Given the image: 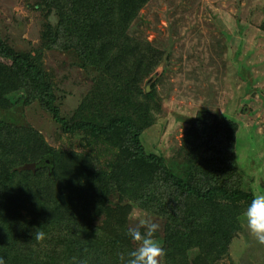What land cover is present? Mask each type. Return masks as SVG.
<instances>
[{
	"label": "trees",
	"instance_id": "obj_1",
	"mask_svg": "<svg viewBox=\"0 0 264 264\" xmlns=\"http://www.w3.org/2000/svg\"><path fill=\"white\" fill-rule=\"evenodd\" d=\"M150 1L36 0L47 14L41 47L31 52L11 47L0 28V110L11 111V96L22 94L25 108L43 110L82 149L51 146L21 116L0 119L6 264H123L120 254L137 247L128 235L135 208L163 223L160 264H222L230 255L254 196L236 158L238 124L200 112L177 153L182 175L142 142L161 111L156 85L146 92L145 84L164 53L129 31ZM48 49L70 55L92 82L71 115L45 66ZM26 164L36 169L18 170Z\"/></svg>",
	"mask_w": 264,
	"mask_h": 264
},
{
	"label": "rangeland",
	"instance_id": "obj_2",
	"mask_svg": "<svg viewBox=\"0 0 264 264\" xmlns=\"http://www.w3.org/2000/svg\"><path fill=\"white\" fill-rule=\"evenodd\" d=\"M35 2L0 0L2 36L20 52L41 47L47 13L37 9ZM50 19L56 23L55 16ZM263 25L264 0H151L141 10L130 36L146 40L164 53L150 78V89L156 85L161 111L142 135L147 153L162 156L182 175L184 161L177 153L193 120L208 111L238 124L235 152L243 186L254 195L264 192ZM74 63L59 49L45 51V66L54 74L65 115L73 114L93 90L91 80ZM11 101L13 108L0 110V119L21 116L17 120L40 130L51 146L82 150L80 141L62 134L43 110L25 108L22 94L12 95ZM142 219L159 223L155 238L163 247L162 221L135 208L131 227L139 226ZM242 227L222 264H264V244L250 233L244 220ZM159 259L162 262V257Z\"/></svg>",
	"mask_w": 264,
	"mask_h": 264
},
{
	"label": "clouds",
	"instance_id": "obj_3",
	"mask_svg": "<svg viewBox=\"0 0 264 264\" xmlns=\"http://www.w3.org/2000/svg\"><path fill=\"white\" fill-rule=\"evenodd\" d=\"M242 217L250 233L260 244H264V192H257L253 196ZM141 227L144 228L143 232L140 230ZM159 228V223L150 219H142L139 221V226L129 228L128 235L137 242V247L126 254H120L123 264H160L159 258L164 255V248L155 238ZM44 238L45 233L38 229L34 239L42 241ZM0 264H6L2 256H0Z\"/></svg>",
	"mask_w": 264,
	"mask_h": 264
},
{
	"label": "water",
	"instance_id": "obj_4",
	"mask_svg": "<svg viewBox=\"0 0 264 264\" xmlns=\"http://www.w3.org/2000/svg\"><path fill=\"white\" fill-rule=\"evenodd\" d=\"M150 85H151V79L147 82L146 84V92H150ZM35 170L36 169V164H26L22 167H20L18 170L19 171H22V170Z\"/></svg>",
	"mask_w": 264,
	"mask_h": 264
}]
</instances>
